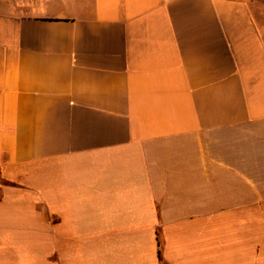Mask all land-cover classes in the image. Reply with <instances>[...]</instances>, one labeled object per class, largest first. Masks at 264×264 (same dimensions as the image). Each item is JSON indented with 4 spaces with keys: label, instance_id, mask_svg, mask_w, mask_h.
Returning <instances> with one entry per match:
<instances>
[{
    "label": "crops",
    "instance_id": "0c3cea01",
    "mask_svg": "<svg viewBox=\"0 0 264 264\" xmlns=\"http://www.w3.org/2000/svg\"><path fill=\"white\" fill-rule=\"evenodd\" d=\"M253 0H0V264H264Z\"/></svg>",
    "mask_w": 264,
    "mask_h": 264
},
{
    "label": "rangeland",
    "instance_id": "374dc122",
    "mask_svg": "<svg viewBox=\"0 0 264 264\" xmlns=\"http://www.w3.org/2000/svg\"><path fill=\"white\" fill-rule=\"evenodd\" d=\"M255 3V9L256 12L257 9V16L262 25H264V0H253Z\"/></svg>",
    "mask_w": 264,
    "mask_h": 264
}]
</instances>
